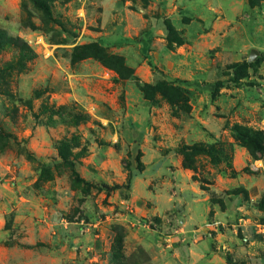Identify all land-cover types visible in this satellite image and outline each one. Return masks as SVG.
Returning <instances> with one entry per match:
<instances>
[{"label": "rangeland", "instance_id": "obj_1", "mask_svg": "<svg viewBox=\"0 0 264 264\" xmlns=\"http://www.w3.org/2000/svg\"><path fill=\"white\" fill-rule=\"evenodd\" d=\"M41 1L0 0V264H264V0Z\"/></svg>", "mask_w": 264, "mask_h": 264}, {"label": "trees", "instance_id": "obj_2", "mask_svg": "<svg viewBox=\"0 0 264 264\" xmlns=\"http://www.w3.org/2000/svg\"><path fill=\"white\" fill-rule=\"evenodd\" d=\"M33 6H35V8H37L38 10L42 11L45 13V15H47L49 17V9H48V6L43 3V1L41 0H31ZM13 40L14 41H17V43H14L15 46L19 47V50H20V58H19V62H16L15 64H11V63H8L5 67L1 68L0 69V83L2 85V87L4 88V93L6 95H10L9 92H7V82H6V75H7V71L9 69H16L14 68L17 67V68H22L24 66H22V62L21 60L24 59V50H25V53L28 55L27 57L30 58L31 55H33L32 51L27 47V45L19 40V39H13V38H9L7 35L5 34H0V50H2V48H4L6 45L8 44H11V41ZM13 44V43H12ZM99 59H101L105 64L108 63V59L106 57V55H104L102 52H98L97 55L95 56ZM114 59L116 60V68L115 69H119L121 68V60L120 59H117L114 57ZM80 114H76L73 116V119H80ZM84 121H86L84 119ZM234 131L239 139L240 142H242L243 144H245L248 149H249V152L251 154H254V153H257V152H264V141H262V138H264V132H258V131H251V130H248V129H245L241 126H234ZM186 150H193L192 148H186ZM202 152V151H201ZM203 152H206L205 150ZM60 157L61 159L63 160V162L65 164H67L70 168H71V174L74 178L75 181H80V178H79V175L77 173V171L74 169L73 167V162L72 160H68V158L65 156V154L62 153V151L60 152ZM184 165L188 168H190L191 166L189 164L186 163V161L184 160ZM132 181V175L129 176L128 178V183L130 184ZM104 188L106 190H110L111 188H109L108 186H104ZM112 188H118V186H113Z\"/></svg>", "mask_w": 264, "mask_h": 264}]
</instances>
